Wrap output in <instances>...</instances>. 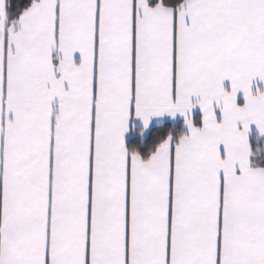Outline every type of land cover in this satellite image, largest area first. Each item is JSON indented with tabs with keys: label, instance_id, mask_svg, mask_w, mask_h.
<instances>
[{
	"label": "snow or ice",
	"instance_id": "6c2138e0",
	"mask_svg": "<svg viewBox=\"0 0 264 264\" xmlns=\"http://www.w3.org/2000/svg\"><path fill=\"white\" fill-rule=\"evenodd\" d=\"M0 264H264V0H0Z\"/></svg>",
	"mask_w": 264,
	"mask_h": 264
}]
</instances>
